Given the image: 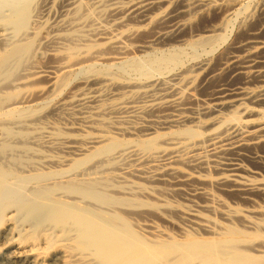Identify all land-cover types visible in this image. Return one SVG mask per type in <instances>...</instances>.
<instances>
[{
    "label": "bare ground",
    "instance_id": "obj_1",
    "mask_svg": "<svg viewBox=\"0 0 264 264\" xmlns=\"http://www.w3.org/2000/svg\"><path fill=\"white\" fill-rule=\"evenodd\" d=\"M174 1L180 0H0V118H5L0 120V264H46L51 260L50 249L54 246L56 253L61 247L68 248L69 259L74 264H96L98 259L100 264H264L262 219H245L241 229L231 228L221 240L218 237L217 246L206 238H196L184 246L183 249L189 250L186 256L169 262L162 256L164 253L160 255L153 248L155 244L124 242L116 246L114 232L96 221L101 215H97L96 208L78 201L83 194L79 188L88 186L91 192L95 191L96 186L101 185L98 181L101 176L110 175L111 179L115 177L114 172L143 178L149 184H162L158 189L163 195L180 190L186 193L182 187L185 185L189 186L188 191L195 193L202 184L193 185L196 176L181 172L176 163L191 172L216 173L212 183L226 187L229 177H235L233 173L240 170L245 158L258 163L259 171H264L263 152L258 151L260 145L264 146V0L258 14H254L258 25L250 24L257 27L242 25L236 36L233 35V41L227 43L230 45L223 47L217 61L213 60L214 65L207 59L192 64L184 61L197 59L223 44L245 6L233 11L225 28L213 26L202 32L224 29V33L203 35L199 32L198 35L197 32L196 39L176 45L172 42H181L183 30L187 31L184 16L191 5L186 2L188 9L168 8ZM175 4L177 6L178 2ZM229 6L226 11L233 8ZM195 23L199 26L202 22L198 24L195 20ZM150 24L152 27L142 34ZM258 47L256 53L240 54ZM220 73L227 79L209 83ZM204 84L202 96L199 93ZM245 101L249 104L244 105ZM232 102L238 103L237 107L242 106L240 112L218 121L217 127L209 129L207 125L203 126L205 130L199 131L193 129L195 125H186L191 121L194 103L202 104L200 113L209 116L235 106ZM249 114L256 118H242ZM178 126H184L179 132L188 131L190 135H179L175 130ZM170 127L175 131L155 133L157 128ZM114 134L147 137L119 139L118 143H123L115 147ZM12 142L22 145L7 154L12 150ZM138 142L141 145H137ZM16 155L21 160L13 161V165L5 163L11 164V157ZM88 158L94 161L86 165ZM73 163H76L71 169L76 170L74 174L68 175L66 170L65 176H68L60 177L63 174L54 171L57 177L39 181L32 187L27 185L28 190L22 191L25 194L21 192L24 196L18 197L20 201L13 197L11 201L2 199V188L10 189L6 187L11 185L14 188L16 177H26L28 181L27 175H35L30 170ZM22 172L30 174L18 176ZM41 173L42 176L50 173V176L53 170ZM248 181L233 185L229 181L228 187L238 190L245 199L264 190ZM15 187L21 188L20 185ZM159 201L163 202L160 198ZM128 212L130 215L131 211ZM141 212L144 213L143 208ZM180 213L182 220L196 219L192 212ZM150 215L153 217V212ZM48 221L50 223H46ZM144 227L142 231L150 236L147 224ZM252 230L255 232L251 233ZM105 237L108 240L102 242ZM40 246L46 249L39 251ZM51 261L49 263H55L56 258Z\"/></svg>",
    "mask_w": 264,
    "mask_h": 264
},
{
    "label": "rangeland",
    "instance_id": "obj_2",
    "mask_svg": "<svg viewBox=\"0 0 264 264\" xmlns=\"http://www.w3.org/2000/svg\"><path fill=\"white\" fill-rule=\"evenodd\" d=\"M180 1H182V0H180ZM180 1H174L173 2V4H171L168 8H175V7H178L179 9H182V8H185V9H188V7H187V5L189 4V5H191V7L187 10V13L188 14H186L185 16H184V18L187 20V22H188V25H187V31L186 32H188V33H186V32H184V30H183V39H182V41L181 42H172V44H180V43H183L184 41H192V40H194V39H196L197 38V34L199 35L200 33L199 32H201V34H203V35H206V34H217V33H224V29H222V31H219V30H217V31H215V32H212V33H209V32H206V33H202L205 29H213V26L214 27H221V28H225L226 27V23H227V21L232 17V15H233V11L234 10H236L237 8H241L242 6H245V8L244 9H242V11H241V13L239 14V16L237 17V19L234 21L235 22V28H234V30H233V32H228V34H227V38H226V40L224 41V42H222L223 44H221L220 46H218L215 50H213V51H210V49H209V51L208 52H205V53H203V55L201 54V55H199L198 57H197V59H192V58H186V60L184 61L186 64L188 63V64H192V63H194L195 61H198V60H203V59H207V60H209L210 61V63H212L213 62V60L214 59H216V60H214V62H216L217 61V59H218V57L220 56V53H222L223 51H224V49H226L230 44H227V43H231L232 41H233V37L234 36H236V34H237V32L239 31L238 29L243 25H245V26H247V25H249V26H247V27H251V28H255V27H257V26H251L250 24H255V25H258V22H257V20H258V17L256 18L255 17V15L256 14H258V8H259V5L261 4V2L263 1H261V0H196V2L194 1V0H185V1H182V2H180ZM192 1L194 2V3H192ZM201 1V2H200ZM225 1V2H224ZM178 2V4H177V6H176V4L175 3H177ZM186 2H187V5H186V7H185V4H186ZM209 2V3H208ZM224 2V3H223ZM248 2V4L246 5V3ZM192 3V4H191ZM200 3V4H199ZM206 3H208V4H206ZM226 3V4H225ZM245 3V4H244ZM203 5V6H199V5ZM215 4V5H214ZM224 4V5H223ZM167 5V4H166ZM182 5V6H181ZM228 5V6H227ZM229 5H231L233 8L232 9H230V10H228V11H226L225 9H227L228 7H230ZM254 5V6H253ZM181 6V7H180ZM184 6V7H183ZM217 6V7H216ZM220 6V7H219ZM226 8H225V7ZM240 6V7H239ZM253 6V7H252ZM164 7H166V6H164ZM194 7V8H193ZM196 7V8H195ZM200 7H201V9H200ZM215 7L217 8V9H215ZM223 7H224V9H223ZM207 8H209V9H207ZM211 8V9H210ZM214 8V9H213ZM192 9V10H191ZM198 9V10H197ZM214 11H213V10ZM197 10V11H196ZM204 10H208L207 12L206 11H204ZM211 10V11H210ZM221 10V11H220ZM223 10H225L224 12H226V13H224V15H223ZM251 10V11H250ZM193 13H191V12ZM199 11V12H198ZM206 12V13H205ZM254 12V13H253ZM257 12V13H256ZM189 13H191V14H189ZM213 15H212V14ZM222 13V14H221ZM253 15H252V14ZM201 14H203L204 16H202ZM217 14V15H216ZM219 14V15H218ZM222 16H221V15ZM246 14H247V16H246ZM255 14V15H254ZM189 15V16H188ZM198 15H201V16H198ZM216 15V16H215ZM227 15H229V16H227ZM252 15V16H251ZM249 16H250V18H249ZM202 18V21H201V18ZM205 17V18H204ZM207 17L210 19H207ZM218 18V21H217V18ZM221 17V18H220ZM253 17V18H252ZM211 18H213L214 19V25H213V19H211ZM256 18V19H255ZM193 19V20H192ZM197 19H199V20H197ZM203 19H204V21H207V22H204L203 21ZM207 19V20H206ZM216 19V20H215ZM195 20H196V22L198 21V24L200 23V22H202V23H200V27L202 28V30L200 31V27L195 23ZM210 22H209V21ZM251 20V21H250ZM254 20V21H253ZM256 20V21H255ZM244 21V22H243ZM246 21V22H245ZM211 22H212V24H211ZM241 22V23H240ZM249 22H251V23H249ZM255 22H257V24L255 23ZM190 23H192L193 25L191 26V24ZM245 23V24H244ZM205 24H207V26L205 25ZM216 24V25H215ZM238 24V25H237ZM240 24V25H239ZM195 25H197L198 27H196ZM203 25V26H202ZM152 27V25L150 24V25H148L146 28H145V30H143V33L142 34H146L147 33V31L149 30V28L150 27ZM191 28H190V27ZM195 26V27H194ZM204 26H206V27H204ZM193 27V28H192ZM199 30H198V29ZM147 29V30H146ZM186 29V28H185ZM188 29H190V30H188ZM193 29H195V31L193 30ZM193 31V32H192ZM236 31V32H235ZM145 32V33H144ZM198 32V33H197ZM184 33H186V34H184ZM194 33V34H193ZM197 33V34H196ZM189 35V36H188ZM195 35V36H194ZM234 35V36H233ZM191 36H193V37H191ZM187 37V38H186ZM232 38V39H231ZM186 39V40H185ZM220 47V48H219ZM223 47H224V49H223ZM222 49V50H221ZM258 49H259V47L258 48H250L247 52H240V54H241V56H244L245 54H251V53H256L257 51H258ZM256 50V51H255ZM219 53V54H218ZM205 54V55H204ZM207 54V55H206ZM217 54V55H216ZM219 55V56H218ZM203 57V58H202ZM208 57V58H207ZM200 58V59H199ZM188 59V60H187ZM190 59H192L193 61H191ZM190 60V61H189ZM186 61H188V62H186ZM215 63H212L211 65H214ZM116 70H118V69H116ZM122 71H120L119 70V73H121ZM123 73V72H122ZM8 74V71L5 73V75H2L3 77L4 76H6ZM221 75V77H219ZM220 75H217V76H215V78L214 79H210V82L209 83H213V82H216V81H224V79L226 80L227 79V76H225L224 74H222V73H220ZM205 83H207V82H205ZM204 86H205V84L203 85V89L201 88V91H200V95L202 94L201 92H202V90H204ZM203 93H204V91H203ZM0 96H1V93H0ZM202 96H203V94H202ZM230 102V101H229ZM200 104V103H199ZM231 104H234L235 106H230V107H227V108H224L223 109V111H221V112H219V113H214L213 115H209V116H204L203 114H201L202 112L199 110V109H201V107H203L202 106V104H200V106L198 105V103H197V105H196V103H194L193 104V108H195V109H193V111H192V113H190V118H191V121H189V123H186V125L187 126H193V125H195V126H197V127H193V129H196L197 128V130H199V131H203V130H205L206 128V126L208 125V127L207 128H209V126H210V128L209 129H213L214 127H217L218 126V124H216L218 121H220V120H224V119H227V118H229V116H231L232 114H234L235 112H240V109H241V107L242 106H236L238 103H231ZM244 105H246V104H249L247 101H245L244 103H243ZM4 105H6V104H4ZM229 108V109H228ZM197 109V110H196ZM226 109H228V110H226ZM229 111V112H228ZM195 112H197V113H195ZM201 112V113H200ZM200 114H201V116H200ZM202 115L204 116V118L202 117ZM194 116V117H193ZM245 116V117H244ZM249 116V117H248ZM243 115L242 116V118L243 119H254V118H256V116L255 115H253L252 116V114H249V115ZM251 116V117H250ZM223 117V118H222ZM3 120V119H5L4 117H1L0 118V120ZM215 119V120H214ZM192 120H193V122H192ZM214 120V121H213ZM198 121V122H197ZM212 121V122H211ZM215 123V124H214ZM214 124V125H213ZM213 125V126H212ZM203 126H205V127H203ZM176 128V129H175ZM170 127V128H161V129H156L155 131V133H161V134H164V133H169L170 131H173L174 129L177 131L178 130V134L179 135H181V136H185V137H188L189 135H190V133L188 132V131H184V132H179V130H181V129H183L184 128V126H178V127ZM205 128V129H204ZM174 130V131H175ZM152 135H154V134H151L150 136H152ZM133 136V137H132ZM147 136H134V135H128V136H120V135H116V134H114V142H115V144H114V146L115 147H117V146H119V145H121L123 142H120V143H118L119 141V139H144V138H146ZM118 144H117V143ZM137 145H141V143H136ZM22 144H18V143H14V142H12V143H10V146L12 147V150L11 151H8L7 152V154H9V153H12V152H15V150H17L18 149V147L19 146H21ZM100 145H103V144H100ZM260 146H262V145H260ZM258 147L257 149H258V151L260 152V154L261 155H263L264 156V146L263 147ZM114 147V148H115ZM141 147V146H140ZM261 148V149H260ZM108 149H110V148H108L107 147V150ZM4 150V149H3ZM101 150H104L105 152L107 151V150H105V149H101ZM250 150V149H249ZM104 151H102V152H104ZM1 154H2V149L0 148V156H1ZM19 155V154H18ZM18 155H16V156H12L11 157V164L7 161V162H5V163H8V165H13L14 163H13V161L14 162H16V161H18V160H21V157H19ZM2 160H4V159H2ZM16 160V161H15ZM246 160H248V162L246 161ZM92 162V161H94V160H92L91 158L89 159H86V165H88L89 164V162ZM244 161H245V163H244ZM90 162V163H91ZM252 162V163H251ZM247 163H249L250 165H248ZM254 161L251 159H246L245 158V160H242V162H241V168H240V170L239 171H237V172H235V173H233V175H235V177L233 176H230L229 177V181H230V183H229V181H227L226 183V185H227V187H228V185L230 184V185H233V184H235V183H239V182H244V181H246V180H249L248 182L250 183V184H254L255 186H258L259 187V189H264V171H262V170H260L259 171V165H258V163H254ZM76 163H73L71 166L69 165V166H60V167H54V168H51V167H49V168H47V169H43V170H38V169H36V170H30V173L31 172H33L35 175H32L33 177H31V175H29L30 177H28V175H27V179H28V181H29V183H27L28 181L24 178V177H22V178H15L14 180H15V185H20L21 186V188L19 187V188H17V187H15V185H13V187L15 188H12L11 186H8V187H6V188H9L10 187V189H4V188H2L4 191H2L3 192V195H5V193H7L6 194V196H7V198H6V196H3L2 195V199H4V200H6V201H9L10 199H12V197L14 198L13 200H15L16 201V199H18L19 201H20V199L18 198V197H20L19 195H21L22 193H24V192H22V191H27L28 190V188L29 187H32L35 183H37V182H41V181H46V180H49V179H52V178H55V177H57V176H54L55 175V172L56 173H58V172H60V174H63L62 176H60V177H66V176H68V175H72L71 173H73L74 174V172L76 171L75 169L74 170H71L72 168H74L75 166H73V165H75ZM256 164V165H255ZM181 163H176V166L178 167V169L181 171V172H186V173H189L190 174V177H195L196 176V178H195V181L193 182L194 184L193 185H196V186H198V183L200 182V183H202V184H200L198 187H200L199 188V190L198 191H196L195 193L194 192H190V191H188V189L186 188V187H189L188 185H185V186H182L183 187V189H185L184 191L186 192V193H184V192H182L181 190L180 191H178V192H181L183 195H181V193L180 194H178V192H176V194H175V192H171V193H166V194H161L160 193V191H159V189L158 188H160V185L161 186H163L162 184H149L148 182H146L143 178H140L139 179V177H137V176H134V175H131L130 177H128L130 174H126L125 172H114V178L111 176V179H110V175H104V176H101V179L100 180H98V181H100L101 182V185H98V186H96V189H95V191H90L89 190V187L87 186L86 188H84V187H81V188H76L75 190H77L78 189V191L80 190V191H82V199H80V200H78L79 202H84V203H86V205L88 206V207H90V208H92V207H94V208H96V210H97V215H100V216H102V218L100 217V216H97V218H96V221L98 222V223H100V224H102V225H104L105 227H107L110 231H113L114 232V243L116 244V246H118V245H120V244H122V243H124V242H129V243H132V244H134V245H139V244H141V243H149V244H155V245H152L153 246V248L154 249H157L158 251H159V253H160V255H162L163 253H164V255H162L166 260H168L169 262H171V261H173V262H176V261H178L179 259H181V258H183L184 256H186L188 253H189V250H185V249H183L184 248V246L186 245V244H189V243H191L194 239H196V238H206V239H208V241H210L209 243L211 244V243H213V244H215L216 246L218 245V241H217V238L219 237V239L221 238V237H224L226 234H227V232L231 229V228H237V229H241L242 228V224L244 223V220L245 219H250V220H254L255 218H257V219H262V221H264V198H263V196H264V190H261V191H256V192H254V193H252V195H250L249 197V199H245L244 198V195L241 193L240 195H239V191L237 190H233V189H231V187H226L225 185V187L224 186H217V185H215V184H213L212 183V180L214 179V177H215V174L216 173H213L212 172V174H210L211 172H209V174L210 175H208V172H206L205 173V171H198L197 173L196 172H191V170H189L188 168H186L184 165H182ZM243 165H244V167H243ZM252 165V166H251ZM73 166V167H72ZM184 166V167H183ZM249 166V167H248ZM251 166V167H250ZM254 166H255V168H254ZM65 167H67V168H65ZM245 167H247V168H245ZM253 167V168H252ZM61 168V170H59ZM62 168H64V169H62ZM244 168V169H243ZM252 168V169H251ZM248 169H249V172H247L248 171ZM51 170H53V173H51L52 175H50L49 176V172L51 171ZM57 170H59V171H57ZM67 170V171H66ZM245 171L244 173H243V171ZM55 171V172H54ZM68 172V173H66V172ZM74 171V172H73ZM242 171V172H241ZM41 172H47V173H49V174H46L44 177L41 175L42 173ZM184 172V173H185ZM240 172V173H239ZM253 172V173H252ZM255 172V173H254ZM30 173H26V172H22L21 174H18V176H20L21 177V175H24L25 176V174H30ZM43 174H45V173H43ZM65 174H68V175H66L65 176ZM201 174V175H200ZM245 174V175H244ZM247 174V175H246ZM251 176H250V175ZM256 174H257V176H256ZM258 174H260V175H258ZM41 175V176H40ZM56 175H58V177H59V174H56ZM242 175V176H241ZM255 175V176H254ZM40 176V179L38 178ZM119 178H118V177ZM122 178H121V177ZM136 178V179H134V177ZM236 176H239V178L238 177H236ZM104 177V178H103ZM108 177V178H107ZM132 177V178H131ZM255 177V178H254ZM30 178V179H29ZM138 178V179H137ZM209 178V179H208ZM241 178V179H240ZM244 178V179H243ZM142 179L144 180V181H142ZM246 179V180H245ZM23 180V181H22ZM27 182H26V181ZM36 180V181H35ZM115 180H116V182H115ZM126 182H125V181ZM197 180H199L198 182H197ZM205 180H207L206 182L208 183H206L205 182ZM118 181V182H117ZM120 181V182H119ZM123 181V182H122ZM202 181V182H201ZM204 181V182H203ZM210 181V182H209ZM22 182H24V183H22ZM26 182V183H25ZM32 182V183H31ZM105 182V183H104ZM234 182V183H233ZM21 183V184H20ZM229 183V184H228ZM205 184V185H204ZM208 186H207V185ZM211 184H213V185H215V186H213V185H211ZM29 185H31V186H28ZM211 185V186H210ZM263 185V186H262ZM202 186V187H201ZM204 186V187H203ZM209 186H210V188H209ZM26 187V188H25ZM212 187V188H211ZM223 187V188H222ZM25 188V189H24ZM149 188V189H148ZM154 188H156V189H154ZM203 188V189H202ZM217 188V189H216ZM220 190H219V189ZM110 189V190H109ZM114 189V190H113ZM154 189V190H153ZM212 189H214V190H212ZM20 190V191H19ZM119 190V191H118ZM155 190H156V192H155ZM211 190V191H210ZM217 190H219V191H217ZM223 190V191H222ZM232 190V191H231ZM14 191V192H13ZM17 191V192H16ZM110 191V192H109ZM114 191V192H113ZM116 191V192H115ZM228 191V192H227ZM234 191H235V193H234ZM11 192H13V193H16V194H13V193H11ZM22 192V193H21ZM121 193V195L119 196L117 193ZM205 193V194H202V193ZM260 192V193H259ZM10 193V194H9ZM53 192H50L49 194H52ZM145 193V194H144ZM148 193V194H147ZM259 193V194H258ZM25 194V193H24ZM24 194H22L23 196H24ZM125 194V195H124ZM150 194V195H149ZM153 194V195H152ZM160 194V195H159ZM187 194H188V196H187ZM189 194H191L192 196H190ZM194 194V195H193ZM209 194V195H208ZM255 196H254V195ZM146 195V196H145ZM159 195V196H158ZM162 195V196H161ZM166 195V196H165ZM179 197H184V201L182 200L183 199V197L181 198V199H179V198H177V196ZM198 195V197H196V196ZM207 195H208V197H207ZM211 195V196H210ZM212 195H213V197H212ZM258 195H261V196H258ZM263 195V196H262ZM23 196H21V198L23 197ZM148 196V197H147ZM174 196V197H173ZM203 196V197H202ZM252 196H254V198L252 197ZM258 198H257V197ZM155 197H157L158 199H156V200H154V198ZM170 197V198H169ZM196 197V198H195ZM202 197V198H201ZM217 199H216V198ZM235 197V198H234ZM6 198V199H5ZM153 198V199H152ZM159 198H160V200H163V202L161 201H159ZM189 198H191V199H189V201H190V203H189V201H188V199ZM195 198V199H194ZM207 198V199H206ZM260 198V199H259ZM197 199L200 201H197ZM259 199V200H258ZM12 200V201H13ZM158 200V201H157ZM170 200H172V201H170ZM176 200H178V201H176ZM218 200H220V201H218ZM255 200V201H254ZM260 200H263V202L262 201H260ZM11 201V200H10ZM89 201V202H88ZM165 201V202H164ZM187 201V202H186ZM192 201V202H191ZM206 201H210L209 203L208 202H206ZM217 201V202H216ZM222 201V202H221ZM14 202V201H13ZM88 202V203H87ZM202 202V203H201ZM205 202V203H204ZM234 202V203H233ZM241 202V203H240ZM251 202V203H250ZM253 202V203H252ZM90 203H93V205L92 204H90ZM244 203V204H243ZM197 204V205H196ZM218 204V205H217ZM220 204V205H219ZM224 204V205H223ZM177 205V206H176ZM223 205V206H222ZM250 205V206H249ZM259 205V206H258ZM193 206V207H192ZM198 207V208H196V209H194L195 207ZM202 206V207H201ZM205 206V207H204ZM206 206H207V208H206ZM213 206V207H212ZM226 206V207H225ZM263 206V207H262ZM103 207V208H102ZM106 209H105V208ZM186 207V208H185ZM201 207V208H200ZM204 207V208H203ZM211 207V208H210ZM222 207V208H221ZM254 207V208H253ZM122 210H121V209ZM142 208H143V210H144V213L143 212H141L142 211ZM190 208V209H189ZM117 209H120V210H117ZM187 209V210H186ZM189 209V210H188ZM213 209V210H212ZM214 209H216V212L218 213H216L215 212V210ZM240 209V210H239ZM109 210V211H108ZM131 211L130 212V215H132V216H130V215H128L129 214V212L128 213H126L127 211ZM133 210H134V212H133ZM139 211V212H137V211ZM150 212V214L153 212V217L149 214V212ZM178 210L181 212H192V213H194L195 215H196V219H193V220H191V219H189V220H187L186 219V221H185V219H181L182 217H183V215H182V213H180V212H178ZM192 210V211H191ZM193 210H195V211H193ZM203 212H202V211ZM206 210V211H205ZM207 210H209V211H207ZM230 210V211H229ZM251 210V211H250ZM120 211V212H119ZM122 211H124L123 213H122ZM136 211V212H135ZM212 211V212H211ZM247 211V212H246ZM100 212V213H99ZM133 212V213H132ZM141 212V213H140ZM253 214H252V213ZM259 212V213H258ZM124 213H126V214H124ZM137 213H139V214H142V215H140L141 217L142 216H145L147 219H145V218H141L140 216H139V214L138 215H136ZM178 214V215H172V214ZM213 213V214H212ZM223 213V214H222ZM258 213V214H257ZM262 213V214H261ZM106 215V217L104 216V215ZM124 214V215H123ZM147 214H149L148 216H147ZM157 214H159V216L157 215ZM126 215H127V217H126ZM156 215V216H155ZM163 217H162V216ZM167 215V216H166ZM232 215V216H231ZM128 216H129V219H131V220H133V221H130L129 219H128ZM133 216H135V217H133ZM136 216H139V217H137L136 218ZM171 216V217H170ZM176 216V217H175ZM180 216H181V218H180ZM235 216V217H234ZM110 217V218H109ZM165 217V218H164ZM173 217V218H172ZM178 217H179V219H178ZM233 217V218H232ZM236 217H238V218H236ZM242 217V218H241ZM99 218H101V219H99ZM104 218V219H103ZM111 220V222H110V220ZM112 218V219H111ZM200 218V220L202 219V221H198V219ZM225 218H228V219H225ZM240 218V219H239ZM103 219V220H102ZM107 219V220H106ZM137 220L136 222H135V220ZM139 219V220H138ZM154 219V220H153ZM175 219V220H174ZM203 219H204V222H203ZM227 220V221H225V220ZM230 219V220H229ZM236 219H238V220H236ZM242 219V220H241ZM163 220V221H162ZM168 220H169V222H170V224L171 223H173V224H171V225H169V222H168ZM172 220V221H171ZM183 222H181V221ZM224 220V221H223ZM114 221H116V222H114ZM144 221V222H143ZM162 223H161V222ZM206 221V222H205ZM208 221V222H207ZM210 221V222H209ZM238 221V222H237ZM241 221V222H240ZM149 222V223H148ZM152 222V223H151ZM153 222L154 223H156V224H153ZM164 222V223H163ZM175 222V223H174ZM181 222V223H180ZM191 222V223H190ZM223 222V223H222ZM243 222V223H242ZM257 222H259V221H257ZM46 223H50L49 221L48 222H46ZM116 223V224H115ZM135 223H136V225H135ZM138 223V224H137ZM166 223H168V224H166ZM190 223V224H189ZM193 223V224H192ZM212 223V224H211ZM230 223V224H229ZM241 225H240V224ZM147 224V226L148 227H146L147 228V230H149L150 231V236L149 235H146L142 230H144L145 229V227H144V225H146ZM187 224V225H186ZM189 224V225H188ZM198 226H197V225ZM200 224V225H199ZM213 224H215V225H213ZM226 225V226H224V225ZM239 224V225H238ZM140 225V226H139ZM162 227H164V228H162ZM167 225V226H166ZM177 225H180V226H177ZM182 225V226H181ZM202 225V226H201ZM205 225V226H204ZM218 225V226H217ZM152 226L154 227V228H152ZM170 226V227H169ZM201 226V227H200ZM139 227V228H138ZM144 227V228H143ZM172 227H174V228H176L177 230H178V232L176 231V229H173ZM178 227V228H177ZM189 227H191V228H189ZM222 227V228H221ZM150 228V229H149ZM168 228V229H167ZM136 231H135V230ZM140 229V233H138V230ZM169 229H171L170 231H169ZM180 229H182V230H180ZM185 229V230H184ZM194 229V230H193ZM161 230V232H158V231H160ZM174 230V231H173ZM197 230V231H196ZM207 230H209L210 231V233H209V231H207ZM153 233H152V232ZM156 231V232H155ZM172 231V232H171ZM158 232V233H157ZM182 232V233H181ZM203 232V233H202ZM251 233H254L255 231H250ZM142 233V234H141ZM159 233H160V236H159ZM165 233V234H164ZM174 233H175V235H174ZM180 233H181V235H180ZM209 233V234H208ZM216 233V234H215ZM226 233V234H225ZM151 234L153 235V234H155V235H153V236H151ZM157 234V235H156ZM185 234H187V235H185ZM190 234V235H189ZM208 234V235H207ZM164 236V237H163ZM169 236L171 237V238H169ZM181 236V237H180ZM168 237V238H167ZM209 237V238H208ZM136 240H134V239ZM216 238V239H215ZM222 239V238H221ZM220 239V240H221ZM108 240V238H103V240H102V242H106ZM138 240H140V241H138ZM153 240V241H152ZM159 240V241H158ZM138 241V242H137ZM156 241H157V243H156ZM163 241V242H162ZM173 243V244H172ZM160 245V246H158V245ZM163 246H165V248H163ZM168 246H172V248H170V247H168ZM166 247H168V249L166 248ZM176 247H179L178 249L176 248ZM182 248V250L180 251V249ZM39 251L40 250H45L46 248L44 247V246H40L39 248ZM171 249V250H170ZM174 249V250H173ZM189 249V248H188ZM69 249L68 248H65V247H61V251L60 252H58V253H56L55 252V246L54 247H52L51 249H50V251H51V254H50V259L51 260H53L54 258H56V262L55 263H49V262H46V264H74L73 262H71V260L69 259V251H68ZM175 250H179V251H175ZM185 250V251H184ZM66 251V252H65ZM54 255V256H53ZM171 257V258H170ZM170 258V259H169ZM100 261L101 260H96V264H100ZM52 262V261H51Z\"/></svg>",
    "mask_w": 264,
    "mask_h": 264
}]
</instances>
